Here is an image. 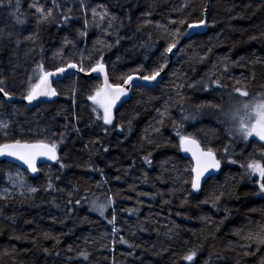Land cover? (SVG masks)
<instances>
[{"label": "trees", "instance_id": "16d2710c", "mask_svg": "<svg viewBox=\"0 0 264 264\" xmlns=\"http://www.w3.org/2000/svg\"><path fill=\"white\" fill-rule=\"evenodd\" d=\"M31 2L32 0H20V11L23 13L21 18L26 20L24 25L17 24L15 17L10 16L8 11H0V29L5 31V38L0 41V75L6 78L9 89L15 93L16 98H20L24 91V82L31 73L34 62L40 59L36 52L41 47L44 49L45 67L51 69L54 66L53 54L62 46L65 36L75 40L77 48H66L64 56L69 59L75 57L77 60L80 58L79 50L85 47L92 50L95 40L106 39L108 43L115 41L114 35L104 37L100 29L91 25L87 38L78 37L76 29L83 24L81 18L73 21L69 28L58 29L55 24L41 26L35 45L36 52H32V43L23 39L36 29L34 9H29ZM97 2L106 4L110 14L116 15L124 25L119 33L124 39L111 50H104L105 60L109 62L111 82L119 83V76L129 74L141 66L142 74H147L160 62V52L166 46V41L158 24L174 28V25H169V20L183 18L188 23H193L204 16L207 31L195 35L184 44V53H178L169 63L162 82L155 89H134L131 98L118 108L114 123L123 124L127 129L131 119L130 133L111 131L105 135L101 122L93 123L89 107L91 101L85 95L90 91V85L83 81L75 106L68 91L71 81L62 80L61 87L65 91L52 103H42L32 110L20 103L5 107L3 113L13 121L17 138L21 128L25 139H35V133L40 129H50L52 133H56L54 139L58 140L59 134L65 132L64 125H69L66 139L58 149L68 167L59 169L56 164L42 166L36 178L27 177L39 189L36 193L14 195L7 200H0V264H81L75 259L77 249H86L90 254L89 261L83 264H113V258L116 264H188L181 261L180 256L201 244L203 248L198 252L197 264H204L210 254L211 264H264V246H259L260 250L257 251V245L235 235L237 231L247 234L249 230L256 231L264 226L261 212L251 211L253 208H264V198L252 195L253 181L243 176L244 169L239 165L222 164L220 175L209 180L208 186L200 194L199 200H203L219 186L230 192L231 195L222 199L219 211L212 209L210 204L198 206L197 199L191 196H188V203L182 205L181 201L187 194L180 191L170 194L179 185L174 186L169 179L176 175L174 163L181 168L191 165L185 159H169L177 153V148L172 146L177 143L173 120L179 122L183 113L194 111V106L200 104L219 105L227 113L236 103V98L247 102L264 93V39H250L264 33V2L210 0L209 7L207 0ZM185 3L189 7L178 10ZM74 15L79 17L80 14L74 11ZM148 21L150 23H146ZM9 32L13 34L11 38L7 36ZM16 38L21 39L19 46L15 44ZM150 42H154L151 47H141ZM209 47L213 49L212 53L204 62H199L198 57L203 56ZM241 57H244V61L230 68L223 78L228 85L226 90L210 94L185 87L182 89L183 100L176 95L174 83L200 80L205 74L210 75L216 71L212 66L219 64L224 58L231 62L240 61ZM236 81H240V84H236ZM98 83L100 82H92L93 85ZM233 86L246 88L249 96L241 97L234 93L230 98L228 93ZM170 97L168 118L161 133L157 134L152 131V126L159 127L156 124L157 109L163 110L164 102ZM13 108L19 109V112L13 113ZM73 113L79 117L78 123L73 119ZM223 119L218 109L206 107L195 120L185 121L184 128L189 134H198L196 138L202 144L208 142L209 146L221 148L229 140L227 125L222 123ZM72 124L80 128L79 135L72 130ZM146 136H150L154 142L146 143ZM96 140L100 143H93ZM168 141L172 144H168ZM258 144L255 138L249 140L247 146L240 142L233 147L237 153L241 149L245 153H252ZM102 146L109 150L104 152ZM149 151L153 152L151 167L141 161V157ZM241 160L247 162V157L243 156ZM2 167L0 188L4 186L9 165ZM92 168L102 169L103 175L99 171H92ZM145 172L148 174L147 183L142 182ZM49 175L61 177L55 181V185L63 191H45ZM118 175L120 180L115 179ZM158 176L162 179H156ZM104 180L107 183H102ZM73 187L79 190L78 195H73V201L80 196H87L89 201L99 198V202H103L107 196H111L115 203L107 210L105 217L110 219L115 209V227L120 229L118 236L138 247L129 248L126 244H120L118 239L113 244V225L98 212L92 211L90 203L82 201L80 205H67V193ZM140 192L154 195L155 199L139 196ZM164 200L171 202L165 204ZM69 207L72 208L70 214ZM126 209L139 211L129 214ZM226 214L229 219L218 232L215 231V223L200 219L202 216H210L212 221L218 222ZM141 227L143 231L140 230ZM169 228L175 229L171 240L164 235ZM46 232L50 233L48 239L44 238ZM16 236L22 239H14ZM242 244H250L252 254L246 255ZM70 245L73 247L72 252L67 251ZM6 249L9 250V255L4 254ZM11 249H15V252H11ZM44 249H48V252ZM130 252L133 255H129ZM215 254H219L220 258L217 259Z\"/></svg>", "mask_w": 264, "mask_h": 264}, {"label": "snow or ice", "instance_id": "6c2138e0", "mask_svg": "<svg viewBox=\"0 0 264 264\" xmlns=\"http://www.w3.org/2000/svg\"><path fill=\"white\" fill-rule=\"evenodd\" d=\"M189 5L185 3L181 9L187 8ZM20 0H0V11H8L10 16L15 17L16 23L24 25L25 19L21 16L23 13L20 11ZM29 9H34L36 29L29 35L24 36L23 39L32 43L33 48L30 50L36 52L35 45L39 39V31L43 25L55 24L58 29L69 28L73 21L83 19V24L76 29L78 37L87 38L89 34V27L94 26L101 30V34L104 37L115 36L114 43H108L106 39H97L93 42L92 50H88L85 47L79 50V59L75 57L69 59L64 56V51L68 49H76L77 42L73 39H69L68 36L63 38L62 46L57 49L53 54L54 66L51 69L45 67L44 49L41 47L36 54L40 56L39 61L34 62V67L31 73L27 76V80L24 82V91L21 93L20 98L27 102L28 106H32L34 102L39 104L42 100H52L55 97L61 95L65 89L61 87L62 80H70L71 86L68 91L70 92L73 106L78 93L81 89V82L90 85V91L87 92L86 99L91 101L89 105L91 113L93 115V123L101 122V128L105 135L111 131H119L124 133L132 131V120L128 121V127L125 129L123 124L114 123L116 120V113L119 111L118 105L123 106L130 98L129 94L133 89L144 88L147 85H158L162 81L158 78L165 72V69L169 67L170 58L172 55L178 53H184L185 49L179 47L181 40L184 38L191 39V32L200 27H207V20L204 16L193 23H188L186 19L169 20V25H174V28H169L165 25H157V27L165 34L164 38L166 46L160 52L159 63L154 68H151L147 74H142V66L134 70L133 72L119 76L117 79L119 83L111 82L109 75V62L105 60L104 50H111V48L119 45L124 37L120 36V29L123 28V22L119 21L116 15L110 14L108 7L104 3H99L97 0H32L29 4ZM74 11L79 12V17L74 15ZM130 20V18H129ZM150 23V21L146 22ZM140 29L138 28L137 31ZM12 33L7 34L8 38L12 37ZM5 38L4 29H0V41ZM258 38L264 39V33L260 37L252 36L250 39L256 40ZM151 41V38H150ZM86 45L87 41L84 40ZM152 43L142 44L141 47H151ZM15 44L19 46L21 39L16 38ZM102 46V47H98ZM175 50V51H174ZM213 49L209 47L203 56L198 57L199 62H204L208 55L212 53ZM87 53V55H85ZM98 53V55L96 54ZM119 59V58H118ZM58 61V62H57ZM244 57L240 58V61H229L228 58H224L219 64H214L212 67L216 69L210 75L205 76L200 80H193L192 82L182 81L179 84L174 83V89L176 95L183 100L182 89L187 87L190 89H200L205 92L222 91L228 88V85L224 83L223 78L227 76L230 68L235 67L238 63L243 62ZM259 61H254V63ZM194 70V69H193ZM80 74H83L81 76ZM93 74H96L93 77ZM175 75V73H173ZM84 77H88L84 80ZM102 82L93 85L92 81L100 80ZM55 78V79H54ZM254 78V76H253ZM179 79V77H177ZM135 81H141L145 83L136 84ZM236 84H240V81H236ZM55 85V86H54ZM59 89V90H58ZM152 90L151 88L149 89ZM239 94L241 97H248L249 92L244 87L233 86L231 92L228 93L232 98L233 94ZM15 93L9 89L6 78L0 75V170H3V165H9L5 175L10 182V188L6 187L0 192V200H7L12 197L14 191L19 190V194L23 196L25 192L36 193L39 189L37 187L27 184L24 174L19 170L12 167L13 161L21 162L26 165V170L30 174H35L34 178L40 173V168L37 167V162L41 158L46 161H51L59 166V169H65L68 167L61 156L58 153L59 146L64 143L66 139V133L69 129V125H64L65 132L59 134V139H54L56 133H52L50 129H40L35 133V139H25L24 130L21 128L19 132V138L13 129V121L3 118V110L6 106H12L15 103ZM236 103L232 106L229 112L225 113L219 105L215 104H200L194 106V111L183 113L179 122L172 121L173 129L175 131V138L177 143L172 144L168 141V144H172L177 148V153L170 157L173 161H182L185 156L180 155L190 154L193 163L190 166H184L181 168L178 164L174 163L173 170L176 173L174 176H170L174 187L170 194L175 191L184 192L187 195L181 201V204L188 203V196L197 199L199 205H211L212 209L217 211L221 208V201L224 197L231 195L230 192H226L223 186H219L216 190L211 192L205 199L199 200L200 194H202L205 188L208 186V181L213 178L214 175L222 172V164L227 165H239L244 169L243 176L253 181L254 191L252 195L264 198V93L253 97L251 100L245 102L238 98L235 99ZM171 97L164 102L165 107L163 110L157 109L158 119L156 121L157 126H152V131L160 134L161 128L165 125V121L168 118L169 107ZM179 103V101H178ZM218 109L223 116L222 123H226V132L228 134V143L224 144L221 148H214L209 146L208 142L202 144L201 140L196 138L198 134H189L184 128V122L189 120H195L198 115L201 114L204 108ZM19 109L13 108V113H18ZM123 117H121L122 119ZM73 119L79 122V117L73 113ZM71 128L78 135L80 128L76 124H72ZM31 131V129H29ZM250 138H256L259 142L258 147L254 148L252 153H245L244 149H241L240 153L235 151L233 147L237 143L243 142L245 146L248 145ZM145 142L152 144L154 141L150 136L145 137ZM93 143L99 144L100 141L96 140ZM103 147V146H102ZM109 149L103 147V151L107 152ZM246 156L247 162H242L241 157ZM143 164L151 167L153 165V152L149 151L146 155L141 157ZM167 162V161H166ZM163 167V164L161 165ZM132 167H134V162ZM92 171H99L103 175V170L99 168H92ZM59 175L53 177L49 175L47 177V183L45 191H63L58 189L55 185L56 180H60ZM116 180H120V176L115 177ZM156 179H162L156 177ZM144 183L148 182V174L144 173ZM102 183H107L106 180ZM133 188V186H130ZM78 195L79 190L73 187L72 191L67 193L69 199L67 205L76 206L80 205L82 201L90 203L92 211L98 212L101 217H105L107 210L115 203L111 196H107L103 202H99V198L88 200L87 196H80L79 199L73 201V195ZM163 195V193H158ZM139 196H149L150 199H155L154 195L149 193L140 192ZM170 200H164L165 204H169ZM66 205V206H67ZM59 207V205H57ZM260 211L264 216V208L251 209V211ZM72 208H68L70 214ZM129 214L138 212V209H126ZM227 211V210H226ZM177 215H180L177 213ZM108 223L113 225V241L115 244H126L129 248L138 247L129 243L128 240L122 236H118L120 229L115 227L116 214L115 209L111 218H107ZM201 220H205L209 223H215V231H219L221 226H224L225 221L229 219L226 214L224 219L215 222L211 220L210 216H202ZM55 221V218H53ZM140 230H144L142 227ZM175 234L174 228H169L165 232V236L171 240ZM235 235L239 236L241 240L249 241L257 245V251L260 250L259 246H264V226L259 227L258 230H249L247 234L242 231L235 232ZM44 238H50V233H44ZM214 238V234H213ZM14 239L20 240L22 237L16 236ZM56 242L59 243V239L56 238ZM187 243V242H185ZM242 248L245 249V254H252L250 244H242ZM203 248V244L197 245L188 249L182 256L181 261L188 262V264H197L198 252ZM114 251V249H112ZM48 252V249H44ZM68 252L73 251V247L70 245L67 249ZM162 251H169V249H162ZM11 252H15V249H11ZM5 255H9V250H5ZM59 255V253H57ZM133 255V253H129ZM219 259V254H215ZM72 259L71 257L69 258ZM75 259L83 262H87L90 259V254L86 249H77ZM212 255L205 260L204 264H211ZM113 264H116L113 258Z\"/></svg>", "mask_w": 264, "mask_h": 264}, {"label": "water", "instance_id": "95a60500", "mask_svg": "<svg viewBox=\"0 0 264 264\" xmlns=\"http://www.w3.org/2000/svg\"><path fill=\"white\" fill-rule=\"evenodd\" d=\"M258 1L264 2V0H258ZM209 4H210V0H207V7H209ZM206 31H207V27H200V28L196 29L195 31H192V32H191V38L194 37L195 35L204 34V33H206ZM189 40H190V39H188V38H184V39H182V40H181V44H180L179 47H183L184 44H186ZM174 51H175V50H174ZM176 55H177V54H176ZM176 55H172V56H171V58H170V62H172V61L174 60V58H175ZM166 72H167V69L165 70L164 73L161 74V77L158 78V79H160V80L162 81L163 78H164V76H165V73H166ZM80 75L83 76V74H80ZM95 75H96V74H93V77H95ZM54 79H55V78H54ZM87 79H88V77H84V80H87ZM93 81H99V82H102V77H101L100 80H95V79H94ZM93 81H92V82H93ZM135 83H136V84H141V83H145V82L135 81ZM159 84H160V83H159ZM159 84H158V85H159ZM158 85H147V86L144 87V88H146V89H150V88H151V89H155ZM133 91H134V89H133V90L130 92V94H129L130 98H131V96H132V94H133ZM58 97H59V96H58ZM58 97H55V98H53L52 100H42V102H40L39 104H37L36 102H34L32 106H28V105H27V102H26V101H23L21 98H16L14 104L20 103V104H23L25 107H27L29 110H32L33 108L39 106V105L42 104V103H52V102L56 101V100L58 99ZM130 98H128L127 101H128ZM119 107H120V106L118 105V108H119ZM58 153H59V152H58ZM182 155L185 156V160H188V161H190L191 163H193V161L191 160V156H190V154H183V153H182ZM52 164H54V163L51 162V161H46L45 159L41 158V159L38 160V162H37V167L39 168L40 166H44V165H52ZM12 165H13V166H16V167H19V168H21V169L24 170V171L26 170V165H23L21 162L13 161V164H12ZM25 172H26L27 174H29L30 176H33V177H34V175H35V174H30V173L27 172V171H25ZM219 175H220V173L214 175L213 178H215V177H217V176H219Z\"/></svg>", "mask_w": 264, "mask_h": 264}, {"label": "rangeland", "instance_id": "374dc122", "mask_svg": "<svg viewBox=\"0 0 264 264\" xmlns=\"http://www.w3.org/2000/svg\"><path fill=\"white\" fill-rule=\"evenodd\" d=\"M3 118L7 119L5 115H3ZM251 139H255V138H250V140H251ZM12 167L15 168V169H19V170L24 174L25 179H26V181H27V184L33 186V185L28 181V179H27L28 176H27L26 172H24L23 170H21V169L18 168V167H15V166H12ZM10 186H11V185H10V182L7 180V177H6V178H5V182H4V186L0 188V192H2L3 189L6 188V187H9V188H10ZM25 194H32V193H27V192H25ZM14 195H20V194H19V190L14 191L13 194H12V196H14Z\"/></svg>", "mask_w": 264, "mask_h": 264}]
</instances>
